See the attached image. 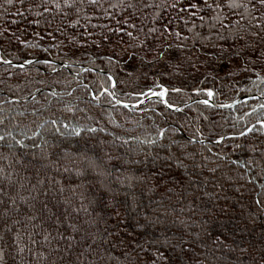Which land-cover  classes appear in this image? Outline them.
Segmentation results:
<instances>
[{
  "label": "trees",
  "instance_id": "obj_1",
  "mask_svg": "<svg viewBox=\"0 0 264 264\" xmlns=\"http://www.w3.org/2000/svg\"><path fill=\"white\" fill-rule=\"evenodd\" d=\"M0 59V264H264L259 0H0Z\"/></svg>",
  "mask_w": 264,
  "mask_h": 264
},
{
  "label": "water",
  "instance_id": "obj_2",
  "mask_svg": "<svg viewBox=\"0 0 264 264\" xmlns=\"http://www.w3.org/2000/svg\"><path fill=\"white\" fill-rule=\"evenodd\" d=\"M1 60V59H0ZM4 63H7V64H12V65H16V66H22V65H19V64H14V63H11V62H4ZM111 79H112V89L113 87L115 86V80L113 79V77L111 75H108ZM211 93V92H210ZM160 94V91H157V92H154V93H151L149 94L147 97H144L143 99H141L139 102H136V103H124V102H119L117 101V103L119 105H122L126 108H137V107H141L143 106L146 102H148L149 100L151 99H156ZM257 98H260L259 96H256V95H253V96H246V97H242V98H239L238 100L232 102V103H229V104H224V105H215L212 103V100H211V96L209 95V97L207 99H204L203 101L204 102H208V103H211L212 105H215L217 106L218 108H221V109H226V108H230L232 106H235L239 103H242L244 102L245 100H252V99H257ZM113 99L116 100V97L115 95L113 94ZM162 101L164 102V104L169 107L170 109L172 110H176V109H180L181 107H185L188 105V103L186 104H183L181 106H169L165 100V94L162 96ZM249 132V130L247 131Z\"/></svg>",
  "mask_w": 264,
  "mask_h": 264
},
{
  "label": "snow or ice",
  "instance_id": "obj_3",
  "mask_svg": "<svg viewBox=\"0 0 264 264\" xmlns=\"http://www.w3.org/2000/svg\"><path fill=\"white\" fill-rule=\"evenodd\" d=\"M9 2H11V0H9ZM259 2H260L261 4H264V0H259ZM209 95H211V93H209ZM0 139H3V137L0 136Z\"/></svg>",
  "mask_w": 264,
  "mask_h": 264
}]
</instances>
